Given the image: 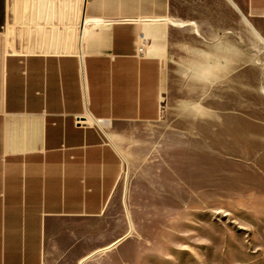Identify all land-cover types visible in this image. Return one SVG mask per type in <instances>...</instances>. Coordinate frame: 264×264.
Masks as SVG:
<instances>
[{"label": "crops", "instance_id": "1", "mask_svg": "<svg viewBox=\"0 0 264 264\" xmlns=\"http://www.w3.org/2000/svg\"><path fill=\"white\" fill-rule=\"evenodd\" d=\"M68 3L73 32L13 48L0 0V264L112 256L120 237L108 211L135 125L175 106L183 69L193 116H214L217 87L247 65V36L264 48V0Z\"/></svg>", "mask_w": 264, "mask_h": 264}, {"label": "rangeland", "instance_id": "2", "mask_svg": "<svg viewBox=\"0 0 264 264\" xmlns=\"http://www.w3.org/2000/svg\"><path fill=\"white\" fill-rule=\"evenodd\" d=\"M8 6L3 35L13 48L77 24L64 21L68 0ZM246 43L247 65L217 87L214 116H193L183 69L175 106L122 144L108 211L120 242L96 264H264V48Z\"/></svg>", "mask_w": 264, "mask_h": 264}, {"label": "built area", "instance_id": "3", "mask_svg": "<svg viewBox=\"0 0 264 264\" xmlns=\"http://www.w3.org/2000/svg\"><path fill=\"white\" fill-rule=\"evenodd\" d=\"M144 45H145V42H144V40H142L139 43V47H138L139 54H142L143 53ZM85 120H86L85 118L79 117V118H77L76 122H77V124L82 125L83 123H85Z\"/></svg>", "mask_w": 264, "mask_h": 264}, {"label": "bare ground", "instance_id": "4", "mask_svg": "<svg viewBox=\"0 0 264 264\" xmlns=\"http://www.w3.org/2000/svg\"><path fill=\"white\" fill-rule=\"evenodd\" d=\"M85 1V0H84ZM85 4V3H84ZM9 7V6H8ZM11 9H12V11H14V9H15V7H14V5H12V7H11ZM82 16V15H81ZM81 21H82V17H81ZM84 22V21H83ZM262 41L264 42V37H262Z\"/></svg>", "mask_w": 264, "mask_h": 264}]
</instances>
